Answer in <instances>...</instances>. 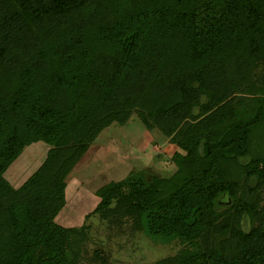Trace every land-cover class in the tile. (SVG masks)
Wrapping results in <instances>:
<instances>
[{"label":"trees","instance_id":"1","mask_svg":"<svg viewBox=\"0 0 264 264\" xmlns=\"http://www.w3.org/2000/svg\"><path fill=\"white\" fill-rule=\"evenodd\" d=\"M262 74L264 0H0V264H81L83 228L55 221L66 174L133 111L185 153L168 178L101 186L93 211L183 243L157 264H264ZM38 140L46 160L13 187Z\"/></svg>","mask_w":264,"mask_h":264},{"label":"rangeland","instance_id":"2","mask_svg":"<svg viewBox=\"0 0 264 264\" xmlns=\"http://www.w3.org/2000/svg\"><path fill=\"white\" fill-rule=\"evenodd\" d=\"M257 78L263 82L264 74ZM50 148L52 145L42 140L27 144L4 177L13 187H20L41 167ZM175 151L185 153L158 128H147L136 111L124 123L113 121L103 127L89 142L66 174L65 201L55 216L62 226L83 228L85 235L79 242L81 264H157L184 246L179 239L153 240L129 215L108 219L93 211L100 200L97 190L109 181L140 176L147 169L161 177L171 176L177 170L172 158ZM259 193L264 205V186ZM115 203L113 200L110 205ZM244 227L249 228V223Z\"/></svg>","mask_w":264,"mask_h":264}]
</instances>
